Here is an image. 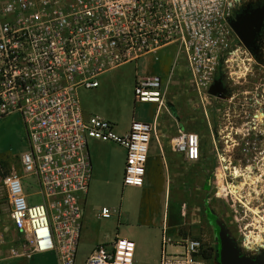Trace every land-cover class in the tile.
<instances>
[{
	"label": "built area",
	"instance_id": "2783aa9c",
	"mask_svg": "<svg viewBox=\"0 0 264 264\" xmlns=\"http://www.w3.org/2000/svg\"><path fill=\"white\" fill-rule=\"evenodd\" d=\"M249 1L0 0V121L21 117L27 138L21 168L35 179L42 199L29 204L19 175L3 179L9 216L21 241L9 248L11 257L53 253L58 264H76L93 178L90 143L122 147L123 186L143 188L158 117L182 65L201 104L215 102L218 131L211 130L212 139H234L246 156L264 160V85L234 90L241 81L235 74L246 73L250 54L232 21ZM172 46L177 54L167 82L149 76L135 84L136 102L157 105L154 122L135 120L119 134L112 122L84 110L83 91L100 89L109 73ZM219 79L229 84L222 98L210 93ZM172 146L191 164L202 157L197 133L180 131ZM227 190L228 197L236 192ZM225 204L241 239L263 240L251 225L263 214L255 211V221H248L234 203ZM113 216L108 209L100 213L103 219ZM243 229L250 230L246 234ZM214 246L204 238L173 239L166 233L160 264H208L205 256ZM135 250L133 241L117 238L97 246L86 264H134Z\"/></svg>",
	"mask_w": 264,
	"mask_h": 264
},
{
	"label": "rangeland",
	"instance_id": "374dc122",
	"mask_svg": "<svg viewBox=\"0 0 264 264\" xmlns=\"http://www.w3.org/2000/svg\"><path fill=\"white\" fill-rule=\"evenodd\" d=\"M177 53V47L172 46L157 54L148 56L139 63L125 66L119 70L109 73L102 79V86L98 90L83 91L82 101L84 110L90 114L98 115L116 125V131L127 129L133 122V114L142 115L140 122L153 121L157 115L156 104H142L136 102L134 89L136 80L141 77H159L166 83L173 60ZM174 77L169 90L165 96L166 108H163L158 117V135L168 136L174 140L179 132H193L202 137V147L208 143L211 130L214 132L217 127V110L215 102L210 100L209 105H202L194 89L191 87L186 67L182 65ZM87 112V113H88ZM219 117L220 114L218 113ZM144 119V120H143ZM210 125V126H208ZM116 145V144H107ZM118 146V145H116ZM120 147V146H119ZM27 151V138L24 123L20 116H10L0 121V231L1 240L10 247L20 245V238L9 218L8 199L3 190L2 182L5 177L17 174L22 177L25 185V193L28 196L30 205L41 204L42 199L38 195V187L33 177L27 176L21 168L20 158ZM111 158L115 161L121 157L117 150H110ZM184 172L175 182L181 187H186L181 199L185 202L184 214L182 217L183 228L180 234L190 238H204L208 243L215 242V233L212 225L205 219V196L203 182L198 170L181 155ZM125 170V168H124ZM156 172H158L156 170ZM124 177V173H123ZM122 181L108 186L102 195H88L89 205L95 206L96 210L102 211L107 208L114 216L105 224V232L113 234L114 231H121V227L127 223H136L140 215L142 203L144 210L154 214L159 209L155 205L153 193L134 191L123 186ZM218 185L225 184L217 174ZM147 189V188H146ZM145 193V194H144ZM214 204L216 200L213 199ZM174 204V203H173ZM179 204L172 205L170 212L180 216ZM2 206V207H1ZM230 209V208H229ZM231 210V209H230ZM98 213V211H97ZM101 212H99L100 214ZM231 213V211H229ZM234 214V213H233ZM129 216L126 223L125 217ZM103 227V228H104ZM248 229L247 231H249ZM243 229V233H247ZM262 239V237H258ZM247 240V239H245ZM255 238L250 242H256ZM215 247V246H214ZM211 258L212 252L207 253ZM209 264H212L209 262Z\"/></svg>",
	"mask_w": 264,
	"mask_h": 264
},
{
	"label": "crops",
	"instance_id": "0c3cea01",
	"mask_svg": "<svg viewBox=\"0 0 264 264\" xmlns=\"http://www.w3.org/2000/svg\"><path fill=\"white\" fill-rule=\"evenodd\" d=\"M85 111L88 112L87 110ZM139 118L142 119V115L133 114V121ZM145 120L148 123H152L155 119L151 121L152 119L148 120L145 118ZM129 128L121 130L120 133L125 134ZM172 145V138L157 135V139H153L150 146L144 187L129 188L134 191L153 193L155 205L159 209L154 214L148 212L145 215L147 211L144 210V204L142 203L136 223L129 224V216L125 217L126 223L128 222L127 226L121 227L120 232L117 230V233L114 231L113 234H109L105 232L104 226L110 221L101 218L99 212L102 211L96 210L95 206L89 205V199H87L84 229L76 264H86L87 259L97 246L112 243L117 238L128 239L135 243L134 264H160L164 235L167 233L173 239L183 237L180 234L183 228L182 217L184 210L182 209H184L186 204L181 199V196L186 187H181L175 182L183 174L184 166L183 162H181V155L174 152ZM89 146L93 164V178L89 195L94 192V195L97 194L99 196L102 195L108 186L110 187L118 183V181H122L126 164V152L122 147L96 141L91 142ZM110 150L119 151L122 154L121 157L114 161L109 153ZM189 168L198 170L201 176V170L197 164ZM116 180L118 181L115 182ZM173 203L179 204L180 216L174 213L171 215L170 209L172 205L174 206ZM103 209L107 208L104 207ZM10 222L12 223L11 219ZM12 227L14 228L13 223ZM1 237L2 234H0V243H3L0 246V264H58L53 253L34 254L29 258L11 257L9 254V248L11 247L3 242Z\"/></svg>",
	"mask_w": 264,
	"mask_h": 264
},
{
	"label": "flooded vegetation",
	"instance_id": "af4514ba",
	"mask_svg": "<svg viewBox=\"0 0 264 264\" xmlns=\"http://www.w3.org/2000/svg\"><path fill=\"white\" fill-rule=\"evenodd\" d=\"M232 23H237V29L249 41V47H247L235 33L250 54L248 63L245 64L246 73L243 70L235 74L236 79L241 81L236 82L234 90L240 92L244 86L251 89L262 86L264 85V0H250L233 16ZM258 23L260 28L257 30ZM254 30H257V33L251 38ZM218 81L222 82V89L226 94L229 89L228 81L226 79ZM208 138L209 145L207 143L202 147V157L197 163L201 170L205 196L208 198L205 200V219L212 225L215 234L216 228L211 223L212 220L225 227L240 257L249 258L254 263L261 264L264 262V160L246 156L242 151V145H237L234 139L219 136L214 139L211 136ZM219 172L226 175V177L223 176L225 181L223 187L218 185L216 179ZM230 187L236 192H231V196L228 197L225 192ZM213 199L216 200L215 207L212 203ZM225 201H228L229 205L234 203L236 209H240L238 213L245 214L248 221H255L252 217V214H256L255 211H258L259 215L263 214L262 217L258 216L260 221L251 224L257 231L255 235L262 237L263 240L252 244L250 241L246 243L244 239H241L234 220L235 216L229 214ZM219 230L220 227L218 235ZM220 253L221 245L215 242L210 258L212 264H220Z\"/></svg>",
	"mask_w": 264,
	"mask_h": 264
},
{
	"label": "water",
	"instance_id": "95a60500",
	"mask_svg": "<svg viewBox=\"0 0 264 264\" xmlns=\"http://www.w3.org/2000/svg\"><path fill=\"white\" fill-rule=\"evenodd\" d=\"M232 28L235 33L240 37L244 44L249 47V41L244 37V35L237 29V23H232ZM260 28V23L257 24V30ZM257 30L252 31L251 38H253ZM210 93L214 97L222 98L224 95V90L222 89V82L218 81L215 85L212 86ZM219 230V239L221 245L220 253V264H256L251 259L240 257L238 250L235 247V244L232 238L228 235L225 227L220 225ZM261 264H264L261 263Z\"/></svg>",
	"mask_w": 264,
	"mask_h": 264
},
{
	"label": "trees",
	"instance_id": "16d2710c",
	"mask_svg": "<svg viewBox=\"0 0 264 264\" xmlns=\"http://www.w3.org/2000/svg\"><path fill=\"white\" fill-rule=\"evenodd\" d=\"M211 223H212L213 226H215V228H216V234H215V235H216V238H215V242H216L217 244H220V239H219V235H218V228H219L220 225L217 224L215 220H212ZM205 257H206V259H209V258H210L208 255H206Z\"/></svg>",
	"mask_w": 264,
	"mask_h": 264
},
{
	"label": "bare ground",
	"instance_id": "6f19581e",
	"mask_svg": "<svg viewBox=\"0 0 264 264\" xmlns=\"http://www.w3.org/2000/svg\"><path fill=\"white\" fill-rule=\"evenodd\" d=\"M219 173H220V172H219ZM220 176H221L223 182L225 183V181H224V179H223V174H222V173H220Z\"/></svg>",
	"mask_w": 264,
	"mask_h": 264
}]
</instances>
